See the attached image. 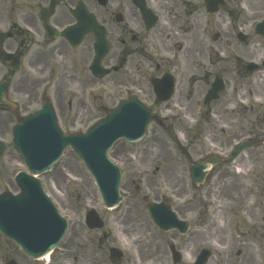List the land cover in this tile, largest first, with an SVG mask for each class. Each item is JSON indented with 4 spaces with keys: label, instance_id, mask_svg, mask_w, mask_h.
Returning <instances> with one entry per match:
<instances>
[{
    "label": "flooded vegetation",
    "instance_id": "af4514ba",
    "mask_svg": "<svg viewBox=\"0 0 264 264\" xmlns=\"http://www.w3.org/2000/svg\"><path fill=\"white\" fill-rule=\"evenodd\" d=\"M223 1L225 6H210L206 0H0V82L5 84L0 92L5 102L0 106V139L6 141L14 126L47 100L53 102L64 129L84 126L87 112L89 119L95 114L91 103L100 85L118 91L122 98L137 93L141 99L157 103L152 83L165 74L172 78V96L167 103L157 104L161 114L170 103L183 108V115L191 114L192 103L202 102L215 80H221L223 90L213 103L232 105L237 124L250 121L249 130L241 126L234 137L251 134L258 124L263 133L264 39L255 26L264 17V6L260 10L252 0ZM102 30L109 46L102 60L107 73L97 79L91 68ZM251 98L261 100L263 110L248 104ZM211 113L214 111L207 107L209 128H197L194 138L192 129L187 130L182 146L165 134L168 143H154L145 149L157 151L148 166L155 164L154 172L161 173L166 182H173L172 174L181 168L184 192H168V196L153 191L148 196L140 195L139 190L126 193L122 187L119 207L126 208L99 213L101 224L94 227L91 209L79 208L75 223L48 264H200L205 257L198 260L202 252L210 256L204 264H233L218 260L222 253L216 255L207 240L194 241L196 225L188 218L194 210L186 186L191 182L193 151L199 149L195 141L209 140L214 146L209 138L222 133L215 126H224L226 121ZM162 117L176 130L177 112ZM202 148L205 151L198 159L210 152L205 145ZM113 156L123 166L128 163L138 168L145 154L144 149L125 145ZM216 172L214 168L206 179L210 181ZM146 201L171 209L186 224L181 229L160 230L152 222ZM163 214V219L170 220ZM14 255L22 259L18 262ZM0 260L2 264L40 263L23 256L1 235Z\"/></svg>",
    "mask_w": 264,
    "mask_h": 264
},
{
    "label": "rangeland",
    "instance_id": "374dc122",
    "mask_svg": "<svg viewBox=\"0 0 264 264\" xmlns=\"http://www.w3.org/2000/svg\"><path fill=\"white\" fill-rule=\"evenodd\" d=\"M251 2L255 3L258 9L264 6V0H252ZM98 89L96 113L89 119L87 112V126L89 121L92 123L103 117L104 112L117 103L115 100L118 97L117 92H113L112 96L107 97L103 85L98 86ZM227 97V95L224 97L225 100ZM148 105L154 108L151 102H148ZM170 107L174 106L171 104ZM210 109L217 117H223L226 121L222 126L223 132L216 133L213 138L211 137L214 134H211L209 138L215 147L210 144L209 140L202 139L206 148L221 151L218 148L224 145L222 150H225L233 140L246 135L242 133L234 137L237 130H240L239 127H246L249 122H243L242 125L237 124L238 119L231 112L232 105L220 102L215 103V106ZM191 111L189 116L194 120H190L187 115V121L192 123L193 127L198 125L197 128L207 130L209 125L202 121V117L206 115V107L200 102H194L191 105ZM69 114L73 117L74 110L69 111ZM210 119L212 120L213 117L210 116ZM241 119L244 118L241 117ZM185 127L184 125L179 126L178 132H185ZM215 127L218 129L221 125ZM84 128V126L81 127L82 130ZM195 133L197 136L198 131ZM252 138L260 139L261 135L256 134ZM165 140L158 129L153 131L152 125L148 137L143 143L147 146L156 142H165ZM199 143L202 145L201 142H198V145H200ZM198 148L193 151V159L200 158L202 152L205 151L200 146ZM149 152H144L145 157L143 162L139 163L138 168L128 163L124 165L125 177L122 184L124 191L127 193L139 190L140 195L145 193L148 196L153 191L159 194L163 192L168 196V192H184L182 190L183 181L179 177L181 168L177 167L178 173L172 174L173 182L168 183L162 178L161 173L154 172V165L148 166L147 159H151L150 155L153 151ZM157 154V151L153 153L152 160L157 157ZM0 167V191L9 190L12 188L13 175L18 170L24 169L17 153L8 149L0 161ZM238 169L239 174L236 173V169L231 167L222 168L215 173L214 178L200 187L187 184L189 194L186 197L187 199L192 198V207L194 208L193 213L188 216L191 218L192 224L196 225L193 227L194 241L207 240L206 245L216 250L218 252L216 255L222 253L217 256L221 262L227 259L233 264H264V144L247 151L239 159ZM142 170H149V172L144 173ZM216 176L218 177L216 178ZM137 178H141L142 182L137 183ZM41 180L46 192L55 201L60 212L69 219L70 224L75 223L79 208H95L102 215L107 214L106 210L100 206L97 190L86 169L70 151L65 153L51 172L41 176ZM170 199L175 200L174 198ZM119 208L125 209L126 207ZM220 245H225V248ZM238 252L239 255H237ZM13 257L18 262L19 258L22 259L15 255ZM0 264H2L1 260ZM22 264H26V262H22Z\"/></svg>",
    "mask_w": 264,
    "mask_h": 264
},
{
    "label": "water",
    "instance_id": "95a60500",
    "mask_svg": "<svg viewBox=\"0 0 264 264\" xmlns=\"http://www.w3.org/2000/svg\"><path fill=\"white\" fill-rule=\"evenodd\" d=\"M151 119V114L141 105L131 103L121 104L84 135L62 136L50 118L43 120L42 125L41 121L35 120L37 125L30 122L15 130L13 144L31 174L19 173L15 177L20 194L0 195V233L32 258L46 254L62 240L66 221L46 198L40 182L32 176L46 172L67 146L72 147L84 161L104 206L115 205L120 198L118 187L121 175L115 166L106 162V152L119 138L128 141L140 139ZM3 150L4 146L0 145V157ZM215 164L214 160L196 163L193 178L200 182L195 179L194 182L201 183L209 168Z\"/></svg>",
    "mask_w": 264,
    "mask_h": 264
}]
</instances>
